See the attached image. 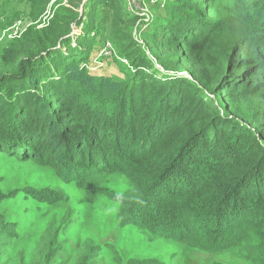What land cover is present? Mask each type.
<instances>
[{
    "label": "trees",
    "instance_id": "trees-1",
    "mask_svg": "<svg viewBox=\"0 0 264 264\" xmlns=\"http://www.w3.org/2000/svg\"><path fill=\"white\" fill-rule=\"evenodd\" d=\"M148 1L166 15L153 12L146 48L127 0H69L48 27L0 53V152L51 167L94 196L106 190L121 219H143L158 237L207 253L240 247L264 264V0L235 28L211 15L216 0ZM120 24L132 26L139 54L122 55L131 65L123 76L91 73L94 44L119 43ZM117 179L122 192L107 187ZM52 237L49 227L40 254Z\"/></svg>",
    "mask_w": 264,
    "mask_h": 264
},
{
    "label": "rangeland",
    "instance_id": "rangeland-1",
    "mask_svg": "<svg viewBox=\"0 0 264 264\" xmlns=\"http://www.w3.org/2000/svg\"><path fill=\"white\" fill-rule=\"evenodd\" d=\"M2 1L7 3V0ZM169 1L172 0H166ZM253 1L216 0L211 15L216 19L224 17L228 22L233 18L231 27L235 28L234 20H239L240 16L245 18L246 8ZM22 2L26 0L9 1L5 17H0V53L8 46H15L29 30L48 27L50 21L57 18L55 13L59 7H71L69 0H36L39 4L36 9L26 8ZM141 4L151 6L148 0H141ZM164 10L165 7L151 9L156 14ZM112 19L106 18V23ZM142 25L146 26L141 31L143 35L149 25ZM128 26H116L119 43L111 37L119 46L113 45L115 54L120 53L121 57L130 52L139 54L133 46L132 26ZM138 28L137 23L133 36ZM122 34L127 36L122 37ZM129 42L131 47L124 51ZM114 58L97 60L96 71L103 72L105 61L113 59L114 68L117 65L123 76L122 71L129 64L123 62V65ZM86 68L93 70L89 64ZM107 187L122 192L125 184L117 179L109 181ZM0 193L3 198L0 200V264H78L86 257L91 258L88 264H146V259H154V264H252L240 247L207 253L180 241L158 237L153 229L144 227L143 219H121L120 202L108 196L106 190L94 196L93 191L87 192L76 181H65L51 167L32 160L21 161L4 152H0ZM154 218L151 217V221ZM49 227L52 243L40 254L41 237Z\"/></svg>",
    "mask_w": 264,
    "mask_h": 264
},
{
    "label": "built area",
    "instance_id": "built-area-1",
    "mask_svg": "<svg viewBox=\"0 0 264 264\" xmlns=\"http://www.w3.org/2000/svg\"><path fill=\"white\" fill-rule=\"evenodd\" d=\"M67 1V0H66ZM87 0H84L83 4L86 2ZM128 1V7L129 9L137 16H139L137 23L139 24V28L136 32H134V36L136 41L143 46V48H146L145 44H144V39L142 37L141 31L144 30L146 28V26L142 25L143 23H145V25H149L151 24V22L153 21L154 18V13L151 11L150 7L146 6V5H142L141 4V0H127ZM152 3H165L166 0H151ZM83 4L80 8V12L82 15V7ZM148 26V27H149ZM147 27V28H148ZM16 33V31H15ZM147 54H150L148 50H146ZM98 57V59H97ZM97 57L95 58V62L97 63L100 62V58L102 57H117L119 60H121L122 62L128 63L129 66V60L125 57H121L118 54H115V50H114V46L113 44L107 40V41H103L102 45L100 47V51L97 55ZM96 67V66H95Z\"/></svg>",
    "mask_w": 264,
    "mask_h": 264
},
{
    "label": "crops",
    "instance_id": "crops-1",
    "mask_svg": "<svg viewBox=\"0 0 264 264\" xmlns=\"http://www.w3.org/2000/svg\"><path fill=\"white\" fill-rule=\"evenodd\" d=\"M77 31H81V28L77 29ZM77 31H76V33H78ZM99 41H96V43L94 44V46L92 48L91 54H90V58H89L88 63L93 68V70H91L90 72H92L93 74L121 76V74L119 73V69H118L117 65H116V69L114 68L115 63H114L113 59H108L105 61V65L103 66V72H101V70L96 71L95 58L97 57V55L100 51V47H101V42H99Z\"/></svg>",
    "mask_w": 264,
    "mask_h": 264
}]
</instances>
